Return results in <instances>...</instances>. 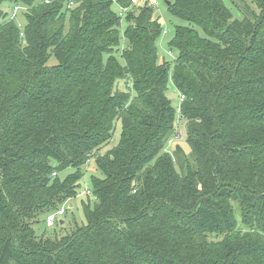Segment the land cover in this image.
Wrapping results in <instances>:
<instances>
[{
	"label": "trees",
	"instance_id": "16d2710c",
	"mask_svg": "<svg viewBox=\"0 0 264 264\" xmlns=\"http://www.w3.org/2000/svg\"><path fill=\"white\" fill-rule=\"evenodd\" d=\"M254 1L243 18L223 0L169 2L188 24L168 43L176 58L159 62L164 30L148 2L116 0L128 8L119 16L112 0H0V264H264V0ZM121 78L131 91L116 89ZM169 78L184 95L176 111ZM179 119L189 150L167 151ZM118 121L117 145L100 154ZM91 157L101 176L86 223L36 235L38 216L78 193Z\"/></svg>",
	"mask_w": 264,
	"mask_h": 264
},
{
	"label": "rangeland",
	"instance_id": "374dc122",
	"mask_svg": "<svg viewBox=\"0 0 264 264\" xmlns=\"http://www.w3.org/2000/svg\"><path fill=\"white\" fill-rule=\"evenodd\" d=\"M166 1H169L170 3L173 2L174 0H158V5L155 6V10L153 13V16L157 19H159L161 26L163 30H165V33H161L160 37L157 39L156 47L158 50V60L160 61H168L172 62L177 55V50H170L168 47V43L170 39L173 36V32L175 29V26L177 25H187L188 23L180 19L178 17H173L169 14L168 12V4H166ZM225 5L229 8V10L232 13L233 17L237 18H243V7L246 5V7L249 9V11L254 10L255 12L258 11V6L254 0H223ZM6 6V7H5ZM4 9L7 8V5L3 6ZM115 8V5H114ZM11 9V8H8ZM25 13L24 10H20L17 12V15L14 19L15 24L22 30L25 26ZM122 28L125 27L124 22L122 23ZM121 28V29H122ZM198 29V28H197ZM199 33L201 34V31L198 29ZM125 42V41H124ZM126 43V42H125ZM55 62L54 56L50 58L49 64H53ZM168 84H167V89H166V95L170 98L172 105L175 108L180 104V95L176 90L174 89L173 82L169 78L168 79ZM130 81L126 78H121V79H116L115 80V87L116 89L119 90H128L131 91L130 89ZM178 113V111L176 112ZM176 131H180L181 137L178 138L177 140L172 139L169 141L166 145V150L171 151L178 143H180L186 151L189 150L186 141H185V134H186V129L184 126V120L179 119L178 122L176 123ZM121 128H120V122L118 121L116 124V131L114 132L112 138L107 142L105 146L102 147V149L99 151L100 154L105 152L107 149L117 145V140L120 134ZM83 168V176L79 181V186L77 187V194L75 196H72V198L66 199L59 203L57 205V209H54V212L58 210V208H63L64 213L61 214V216L58 218L57 222L53 226H47L45 222V218L47 216L46 213H42L41 215L38 216L37 220L33 224V228L35 231V234L40 236H48L51 235L53 232L58 233H63L65 230H68L73 226L75 223L78 224H85V216L83 212V203H89L92 205L94 201V194L92 190V185H91V177L93 175L96 176H101L99 172L96 169L95 165V159L92 157L89 158V161ZM73 169H65L60 173L61 176H65L67 173L72 172ZM89 188V189H88ZM86 189L89 190V193H86ZM59 219H62L64 223L62 224Z\"/></svg>",
	"mask_w": 264,
	"mask_h": 264
},
{
	"label": "built area",
	"instance_id": "2783aa9c",
	"mask_svg": "<svg viewBox=\"0 0 264 264\" xmlns=\"http://www.w3.org/2000/svg\"><path fill=\"white\" fill-rule=\"evenodd\" d=\"M46 1H50V0H46ZM112 1H116V0H112ZM144 2H148L149 4L152 5H158V0H129V5L132 6H136V5H140L143 4ZM116 3V2H115ZM72 2H68L66 7H71ZM115 5V10L117 11L119 16H123L125 14V12L128 10L127 7H124L122 5H118L117 3L114 4ZM21 10V6L20 5H13L12 9L10 10V17L11 18H15L17 15V12ZM165 33V30H164ZM184 98V95L180 94V101ZM179 106L180 104L177 106V110H179ZM181 137L180 131H176L173 133V135L168 139L167 142L171 141L172 139L177 140L178 138ZM54 174V173H53ZM86 193H89V190L86 189ZM64 213V209L63 208H58V210L54 211V212H50L47 214L46 218H45V222L47 226H53L55 224V222H57L58 218L61 216V214Z\"/></svg>",
	"mask_w": 264,
	"mask_h": 264
},
{
	"label": "water",
	"instance_id": "95a60500",
	"mask_svg": "<svg viewBox=\"0 0 264 264\" xmlns=\"http://www.w3.org/2000/svg\"><path fill=\"white\" fill-rule=\"evenodd\" d=\"M166 4H169V1H166ZM61 223H63L64 221L62 219L59 220Z\"/></svg>",
	"mask_w": 264,
	"mask_h": 264
},
{
	"label": "bare ground",
	"instance_id": "6f19581e",
	"mask_svg": "<svg viewBox=\"0 0 264 264\" xmlns=\"http://www.w3.org/2000/svg\"><path fill=\"white\" fill-rule=\"evenodd\" d=\"M89 189V188H88Z\"/></svg>",
	"mask_w": 264,
	"mask_h": 264
},
{
	"label": "crops",
	"instance_id": "0c3cea01",
	"mask_svg": "<svg viewBox=\"0 0 264 264\" xmlns=\"http://www.w3.org/2000/svg\"><path fill=\"white\" fill-rule=\"evenodd\" d=\"M60 220V219H59Z\"/></svg>",
	"mask_w": 264,
	"mask_h": 264
}]
</instances>
